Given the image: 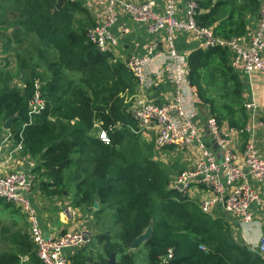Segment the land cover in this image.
<instances>
[{"label": "trees", "instance_id": "1", "mask_svg": "<svg viewBox=\"0 0 264 264\" xmlns=\"http://www.w3.org/2000/svg\"><path fill=\"white\" fill-rule=\"evenodd\" d=\"M195 1L197 23L225 39L241 37L247 17L259 13L258 0ZM55 3L0 0V48L15 57L13 71L0 69V126L11 118L7 130L21 143L20 151L37 161L30 172L43 195L62 196L73 184L72 205L88 207L97 222L104 216L106 225L95 234L100 251L93 244L82 247L69 256L70 264H106L111 253L116 264H134L142 249L147 264H264L236 240L229 219L202 212L196 200L169 188V168L152 158L154 140L145 154L134 146L140 133L124 98L134 91L133 75L113 52H101L88 40L87 29L94 23L88 7L79 0H66L59 8ZM187 63L191 83L218 123L226 119L243 126L242 87L228 49L196 48ZM14 76L21 77V86L12 83ZM215 76L231 89L225 114L217 112L206 88ZM36 86L44 107L30 115L28 101ZM100 129L108 143L98 138ZM0 203L5 208L13 204L2 198ZM112 222L121 226L116 233ZM147 226L150 238L136 251L129 249ZM5 238L9 248H0V264H21L23 256L24 264H44L30 232L17 228ZM169 248L172 257L161 263Z\"/></svg>", "mask_w": 264, "mask_h": 264}, {"label": "built area", "instance_id": "2", "mask_svg": "<svg viewBox=\"0 0 264 264\" xmlns=\"http://www.w3.org/2000/svg\"><path fill=\"white\" fill-rule=\"evenodd\" d=\"M258 1L260 14L246 40L241 37L225 39L216 36L210 26L198 24L195 20V0H162L161 3L157 0H98L102 9L96 12L94 24L86 32L88 40L101 52L111 51L119 44L120 36L112 31V26L120 13L144 23L150 34L165 32L164 50H158L157 44L150 42L143 53L130 54L125 64L141 89L148 82L147 65L164 53L166 61L163 69L172 86L171 97L164 103L135 97L128 111L140 131L153 133L158 151L172 147L191 153L190 166L169 181L170 188L191 194L193 186L203 187L204 192L198 202L202 212L216 217L222 211L237 216L243 224L251 223L252 204L261 203L258 187L251 180L257 185L264 182V157L258 153L253 142L254 128L264 124V120L257 119L258 103L245 95L242 105L247 121L242 127L218 123L211 115L205 119V129L217 147V151L212 150L202 138L199 118L201 100L197 87L189 78L187 56L182 55L175 46L174 32H188L200 40L202 48H227L230 64L240 76L253 72L264 74V0ZM28 106L30 115L44 107L37 86ZM243 133L246 134L245 138H242ZM97 134L103 142H109L105 130L100 129ZM9 136L10 133L5 140ZM17 149H21L20 142L14 148L7 149L8 160ZM1 165L0 162V198L12 202L25 214L39 259L44 264H70L67 251L84 247L89 241L88 233L71 230L58 236L47 235L41 228L37 208L29 196L33 184L32 173L23 169L3 173ZM257 252L264 261V235L258 241ZM172 254V248H169L160 258L161 263L167 262Z\"/></svg>", "mask_w": 264, "mask_h": 264}, {"label": "crops", "instance_id": "3", "mask_svg": "<svg viewBox=\"0 0 264 264\" xmlns=\"http://www.w3.org/2000/svg\"><path fill=\"white\" fill-rule=\"evenodd\" d=\"M79 1L86 7H88L95 21L96 12H99L102 9V6H100L98 0ZM161 1L162 0H157L158 3H161ZM180 7L182 8V5ZM259 14L260 12L258 14L250 15L249 17H247V28L245 33L241 36L242 40H246L249 38L252 25L257 22ZM123 29L125 30V32H122ZM112 31L120 36V41L119 44L111 49V52H113V54L123 62H125L127 57L132 53H143L150 42H155L157 44L156 47L158 50L165 49V32L162 31L158 34H150L147 31L146 25L144 23L132 19L125 13H120L118 15L117 20L112 26ZM174 43L177 50L184 56H188L190 52L200 47V40L184 31L174 32ZM165 61L166 56L163 53L161 57L153 60L150 64L147 65V85L141 89L137 85H135L133 92L124 93L125 101L129 105L133 102L135 97H142L154 103H164L170 99L172 94V86L164 73L163 67L165 66ZM237 75L239 76L241 82L243 101L245 99V95L246 98H254L258 103L257 119L261 121L264 120V74L253 72L248 75L240 76L238 73ZM209 114L213 116L210 112ZM235 115H238V113H236ZM244 116H246L247 121V114ZM204 120L201 119L202 138L212 150L217 151V147L212 137L205 129L203 122ZM222 122L228 124L226 119H223ZM245 123L243 124V126L245 125ZM9 133L10 132L6 128H4L3 125L0 126V144L3 142L2 150L0 152V162L2 163L1 172L4 173L15 169L31 171L36 166L37 161L23 154L20 149L15 150L11 159H7V149L14 148L16 145L12 136H9L8 139L5 140V137ZM138 133L144 136V133L146 132H142L138 129ZM245 137L246 134L243 133L242 138ZM253 142L258 153L262 157H264V124H258V126L254 128ZM251 183L254 186L258 187V191L261 196L260 204H252L253 217L251 223L243 224L240 218H238L237 216L225 214L222 211L218 214V216H224L227 220L229 219V221L232 222V233L237 241H239L241 244L246 245L247 247H251L253 251L257 252L258 241L260 240L261 236L264 235V182L261 185H257L255 181L251 180ZM32 186V189L35 190L36 194L40 192V194L43 195L41 190L35 183H33ZM193 187L194 190L190 192L191 194H189V197L199 202L200 196L204 192V188L195 186ZM66 193L67 192L65 191L63 196H65ZM29 196L31 198L32 204L37 208L41 228L44 226L45 231H43L47 235L58 236L67 231L80 230L81 227L80 225H78V218L83 214H87L85 216L87 223L83 227L90 226L92 228L93 225L96 224L95 230H97V228L99 229V223L95 220L93 213L88 210V207H86L85 205L76 207L68 203L66 205V208L62 209L60 203L55 201V197L53 198L51 204L45 203L38 206L35 201L32 200L34 193L31 192ZM67 208L69 209L68 212L66 211ZM19 214L20 212H14L15 216H18ZM14 221L16 222V220ZM27 222L25 225H20V229H25L28 231V229H26V227H29V224ZM84 231H86L89 235V240L91 241L90 244H93L91 233L87 231V229H84ZM94 233H96V231ZM95 245H97V250L100 251V245L98 243L93 244V246ZM76 251L68 250L67 254L70 256Z\"/></svg>", "mask_w": 264, "mask_h": 264}, {"label": "rangeland", "instance_id": "4", "mask_svg": "<svg viewBox=\"0 0 264 264\" xmlns=\"http://www.w3.org/2000/svg\"><path fill=\"white\" fill-rule=\"evenodd\" d=\"M3 38L0 37V43H2ZM26 43L22 42L20 43H16L14 46H16L18 48V46L22 47L24 46ZM6 60H8V64L6 63ZM15 68V57L13 55V53L9 52H2L1 48H0V69L2 71H6V70H10L13 71ZM12 83L15 85H19L21 86L22 80L20 76H14L12 78ZM208 94L213 96L214 99V103L216 108L218 109L217 112H221L223 114L226 113V110L224 108V104H227L229 102V99L231 97V89L229 87H225L224 83L222 81L221 78H219L218 76H215L213 78V80L211 81V83L209 85H206ZM132 105V103L129 105L128 104V108H130V106ZM239 105H236L235 107H238ZM210 115L208 108L205 104H201L200 106V113H199V118H200V122L201 119L204 120L206 119V117ZM226 116V115H225ZM204 122V126H205V120ZM197 125H199V122L197 121ZM153 133L150 131H147V133L143 135H139L138 136V140L137 143L134 145L135 147H138L140 149V151L145 154L149 151V143L151 141H153ZM132 139L130 138L128 145H132L134 143H132ZM127 144V143H126ZM137 145V146H136ZM155 148V147H154ZM156 150V149H155ZM152 158L156 161L161 162L162 166H165L166 168H169V178L170 180H172L179 172L178 169L180 166H183L185 169L186 167L190 166V162L192 159L191 153L189 151H185V150H177L174 149L172 147H164L161 148L159 151L156 150V153H153ZM71 173V171H70ZM169 180V181H170ZM169 186V183H168ZM33 186L30 188V193H34V196L32 197L35 201V203L40 206L43 205L45 203L51 204L53 201V198L55 197H49V196H44L41 195L40 192L38 194L35 193V190L32 189ZM170 188V187H169ZM66 195L65 196H58L55 198V201L60 203V206H62V209L66 208V205L69 203L70 205H72V198L73 195L75 193V187L74 185H70L69 189L66 191ZM43 194V193H42ZM187 196H190L189 193H186ZM157 201V198H156ZM18 208L16 205L12 204L10 205L8 208H5L3 206V204L0 203V248H9V245L6 241V236H8V233L14 229L20 228V225H25L27 222L26 216L24 213H22L19 208L18 211L20 212V214L18 216H15L13 213V209ZM68 208H67V212H68ZM87 214H83L81 217L78 218V225H80V230H84L87 229V231H89L91 233V239L93 241V244H97V241L95 240V234L97 232H99L100 230V225L101 227L106 225V221H104V216H101V218H99L98 223H99V229H96V224L93 225V227L91 228L90 226L88 227H83L87 221L85 219V216ZM16 220V222L14 221ZM28 223V222H27ZM29 226V225H28ZM45 231L44 226L42 227ZM121 228L119 223H111V232L112 233H116V231H119ZM26 229H28L29 232V227H26ZM96 231V233H94ZM90 245V243H88L86 246L84 247H88ZM83 247V248H84ZM95 248L97 249V245H95ZM136 251V249H135ZM136 258H135V263L134 264H147V259H146V251L144 249L137 250L136 251ZM27 260L26 256L21 257V264H24L25 261Z\"/></svg>", "mask_w": 264, "mask_h": 264}, {"label": "water", "instance_id": "5", "mask_svg": "<svg viewBox=\"0 0 264 264\" xmlns=\"http://www.w3.org/2000/svg\"><path fill=\"white\" fill-rule=\"evenodd\" d=\"M66 0H56L55 6L56 8H59ZM11 118H8L4 121L3 123V127L7 129L9 123H10ZM93 206L95 208H97L98 204L97 201L95 200L93 202ZM152 234V228L151 226H147V228L140 233L139 235H137L130 243H128V247L129 249H135L138 246L141 245L142 242H144L145 240H147L148 238H150ZM249 250L253 251V249L251 247H248ZM257 255H259L258 252H256ZM106 264H116V255L115 253H111L107 259Z\"/></svg>", "mask_w": 264, "mask_h": 264}]
</instances>
